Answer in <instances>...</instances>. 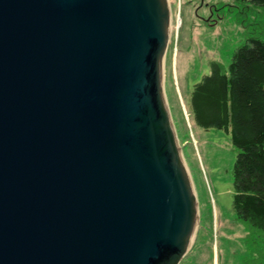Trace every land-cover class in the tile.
Masks as SVG:
<instances>
[{
    "label": "water",
    "instance_id": "obj_1",
    "mask_svg": "<svg viewBox=\"0 0 264 264\" xmlns=\"http://www.w3.org/2000/svg\"><path fill=\"white\" fill-rule=\"evenodd\" d=\"M170 33L168 0H0V264L183 260Z\"/></svg>",
    "mask_w": 264,
    "mask_h": 264
},
{
    "label": "rangeland",
    "instance_id": "obj_2",
    "mask_svg": "<svg viewBox=\"0 0 264 264\" xmlns=\"http://www.w3.org/2000/svg\"><path fill=\"white\" fill-rule=\"evenodd\" d=\"M171 33L163 63V84L183 158L198 203L191 246L180 264H253L264 250L256 245L234 209L230 135L203 128L190 113L194 85L212 69L227 68L246 42L235 0H168ZM264 21V19H263Z\"/></svg>",
    "mask_w": 264,
    "mask_h": 264
},
{
    "label": "trees",
    "instance_id": "obj_3",
    "mask_svg": "<svg viewBox=\"0 0 264 264\" xmlns=\"http://www.w3.org/2000/svg\"><path fill=\"white\" fill-rule=\"evenodd\" d=\"M231 7L246 42L227 68L212 62L211 72L194 85L189 111L198 126L230 135L236 149L234 209L264 250V0H235ZM253 264H264V254Z\"/></svg>",
    "mask_w": 264,
    "mask_h": 264
}]
</instances>
